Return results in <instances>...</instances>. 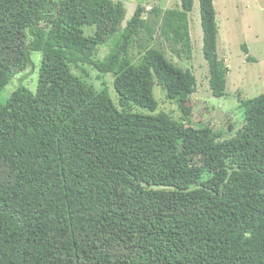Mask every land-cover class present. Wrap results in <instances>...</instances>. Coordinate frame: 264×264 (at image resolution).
<instances>
[{"label": "trees", "instance_id": "16d2710c", "mask_svg": "<svg viewBox=\"0 0 264 264\" xmlns=\"http://www.w3.org/2000/svg\"><path fill=\"white\" fill-rule=\"evenodd\" d=\"M198 3L221 96L216 11ZM193 4L0 0V264H264V92L227 130L196 126L194 73L152 44L190 58ZM155 84L184 115L158 110Z\"/></svg>", "mask_w": 264, "mask_h": 264}, {"label": "rangeland", "instance_id": "374dc122", "mask_svg": "<svg viewBox=\"0 0 264 264\" xmlns=\"http://www.w3.org/2000/svg\"><path fill=\"white\" fill-rule=\"evenodd\" d=\"M126 7L129 16L134 5L142 2L146 10L151 6L160 4L163 8L178 6L180 0H120ZM135 3V4H134ZM218 25L217 53L228 67L225 84V94L214 96L208 85V65L202 54V29L200 24V11L198 0H194L193 9L189 13L190 35L192 41V55L186 58L184 54L178 56L172 51L170 45L161 37L152 41V44L161 47L165 55L177 65L192 70L196 77V90L189 97V117L196 126L209 122L212 128L223 127L227 130L230 122L238 123L242 109L239 107L238 97L251 98L264 92V0H213ZM146 16V15H145ZM242 44H245L248 53H245ZM137 50H132L133 61L137 60ZM33 60H39L40 53L32 52ZM250 55L253 60H247ZM85 67V66H83ZM88 69L87 80L99 85L96 72ZM32 87L31 78L24 81ZM9 82L5 92L17 83ZM103 85L107 88L111 98L117 102L116 91L113 87L112 76H104ZM12 88V89H13ZM153 93L158 100V110H164L175 118L185 112L177 108L176 104L165 99L163 89L155 84ZM140 112H148L138 106L134 107ZM236 129V128H235ZM233 129V131L235 130Z\"/></svg>", "mask_w": 264, "mask_h": 264}]
</instances>
